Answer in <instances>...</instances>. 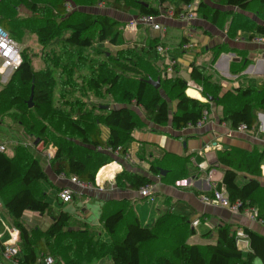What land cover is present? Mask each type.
<instances>
[{"label":"trees","instance_id":"16d2710c","mask_svg":"<svg viewBox=\"0 0 264 264\" xmlns=\"http://www.w3.org/2000/svg\"><path fill=\"white\" fill-rule=\"evenodd\" d=\"M103 1H112L113 8L119 11L159 16L166 3L174 0H158V7L142 0L0 2V23L13 37L19 39L24 31H30L39 36L44 47L51 44V61L44 69L35 70L24 56L10 80L3 85L0 82V124L10 119L29 136L35 135L44 148L54 145L57 150L49 160L57 175L94 184L100 169L114 161L116 151L128 152L127 143L135 130L148 122L170 124L176 129L195 125L212 101L223 106V121L231 122L235 128L241 124L249 129L255 127L258 111H264V81L221 96V86L212 75L193 66L191 78L204 85L207 101L190 96L181 75L170 76L158 66L161 56L156 47L162 42L160 38L125 40L122 27L128 22L94 9ZM179 1L182 4L177 14L197 0ZM198 1L197 13L228 26L232 33L248 29L264 35V23L247 17V12L257 5L264 9V0H214L213 6L208 2L212 0ZM69 2L94 10H69ZM222 4L227 8L223 9ZM106 42L126 47L112 51L103 46ZM236 64L233 71L238 73L242 67ZM150 79L159 80L160 86L157 88ZM32 87L34 106L30 107ZM94 97L104 102H94ZM171 101L177 102L175 111L170 108ZM103 127L109 131L106 140ZM25 146L18 142L0 150L1 208L20 231V264H47L48 256L54 258V264H86L105 256H111L114 264H254L257 257L264 262L263 234L245 228L252 248L246 256L230 224L218 226L215 243L193 244L189 238L196 231L189 216L172 210L148 227L126 203L108 201L100 219L110 240H105L101 231L74 228L69 212L54 211L44 186L50 182L49 176L42 162ZM263 158L264 152L225 150L219 157L226 169L218 188L224 187L231 202H240L242 209L255 206L264 222V187L255 178L244 185L237 182L240 171L253 175L259 172ZM188 159L166 153L161 159L151 160L150 170L155 174L167 170L163 179L176 183L189 177ZM116 179L134 189L151 183L150 177L127 170L117 174ZM28 211L50 214L53 221L46 228L31 226Z\"/></svg>","mask_w":264,"mask_h":264},{"label":"crops","instance_id":"0c3cea01","mask_svg":"<svg viewBox=\"0 0 264 264\" xmlns=\"http://www.w3.org/2000/svg\"><path fill=\"white\" fill-rule=\"evenodd\" d=\"M179 2L180 5H176L177 7L182 4L181 1ZM69 3H67V6ZM168 3L171 4L172 2ZM100 5H102V2L97 7H94V9L99 8ZM222 8L226 9L227 7L223 6ZM68 9L70 10L69 6ZM23 11L25 12L26 9L24 8ZM111 11H116L124 16H114L109 13L110 16L117 20L127 21L128 23L139 16L135 10L127 13L112 8ZM166 20H168V24L165 23ZM159 21L164 26L161 31L143 25L148 29L151 36L159 37L162 41L161 43L173 47V54L177 58L176 75H181L186 81L189 79L195 80L191 78L193 66L202 68L206 74L212 75L215 82L221 86V96L226 92L235 91L239 87L258 86L264 81V44L254 39V36L257 35L255 31L242 29L237 33H232L228 26H220L214 21L205 18L199 12L197 13V17L190 23L170 18H160ZM259 22L264 23V20H259ZM138 33L139 30L135 33L136 37H134V40L125 39L127 41H140L142 39L138 38ZM188 36H190V41L194 45L188 48H179L178 46ZM119 46L117 45V47ZM206 55L210 57L209 63H206ZM235 62L237 63V68L242 67V71L238 73L233 71V63ZM157 64L159 67H162V58L159 59ZM198 83L203 87V93L204 85L200 81ZM187 89L188 95L201 97L199 93L191 89L188 91ZM172 102L174 103V107H171V110L175 111L177 102L171 101L170 103ZM207 110L210 112L208 120L200 127L188 126L176 129L170 124L162 126L148 122L144 128L135 130L132 139L127 143L128 152L126 154L121 152L114 153L116 159L114 157V161L108 164L109 167H113V171L100 174L101 168L99 173H97L99 175H97L99 177L98 183L89 186H81L73 182V177H67L63 174L57 175L50 166V162H48V156L47 159L44 158L46 163L43 164L35 154L36 151L31 149L32 147L29 145H26L25 139L24 141H16L12 146L18 142H22V144L25 142L26 144L23 145H26L25 147L32 151L42 162L50 180V182H45L44 186L48 190V184L51 187V194L53 195L54 193L56 195V200L59 202V206H61L58 207V211L60 209L64 210L63 204L70 205L71 202H76L77 200L82 203L81 208L76 206L72 210L73 213L71 210H65L72 216H76L75 218L73 216L72 219L74 228L89 227L101 231L103 233L102 237L105 240H110V235L105 230L100 217L106 202L117 201L126 203L128 208L138 215L141 223L148 227L152 226L157 218L168 210L189 216L190 223L196 231L189 238V242L193 244L215 243L218 226L230 224L232 229L236 231L238 246L243 251L244 256H246L252 248L250 240L245 233V228L264 235V222L251 219L245 209H241L240 212H233L228 207L203 200L202 196H213L215 189H219L218 185L223 181L226 166L219 161L222 152L236 149L247 152H264V111H258V122L254 128L243 130L233 127L229 121L222 120L224 108L215 101L211 102ZM14 126L16 127V125H13L12 128H15ZM108 133V129L103 127L104 140L107 139ZM24 134L26 135V133ZM1 140V143L5 144L6 147L10 146L9 141L2 138ZM166 153L189 157V177L178 180L176 183H171L163 179L168 172L167 170H163L165 174H161V171L155 174L150 170L152 158L161 159ZM200 163L207 166V169H201ZM263 164L264 158L260 163L259 172H256L254 175L245 170L240 171L237 182L240 185H244L250 178H255L264 187ZM124 170L150 177L153 192L150 195L143 196L140 192L141 188L134 189L119 184L116 175ZM210 170H213L212 177L209 174ZM66 187L72 188L75 192L74 199L70 202H64L58 196V193ZM221 189L226 191L224 187ZM88 204L97 206L96 216L92 219L93 212L88 207ZM101 206L102 208H100ZM136 208L138 211H136ZM58 211L55 212L57 213ZM26 214L32 218L38 213L28 211ZM46 214H38V216L41 219ZM5 215L7 218H5L3 209L1 208L0 222L3 230H0V260L2 259L4 243L12 237L11 231L15 228L11 224L12 222H10V225L6 224L9 216L7 212H5ZM196 220H198V223L194 224ZM52 221L53 216H51L50 223ZM50 223L42 226V228L48 227ZM35 226L39 225L36 224ZM209 232L211 234L208 235ZM240 232H244L246 235H239ZM104 261H108V263L112 261L114 264L111 256H105L99 260L86 263L102 264ZM7 263L13 264V262L9 261ZM254 264H264V262L257 257L254 259Z\"/></svg>","mask_w":264,"mask_h":264},{"label":"built area","instance_id":"2783aa9c","mask_svg":"<svg viewBox=\"0 0 264 264\" xmlns=\"http://www.w3.org/2000/svg\"><path fill=\"white\" fill-rule=\"evenodd\" d=\"M2 0H0L1 2ZM198 2H192L185 6L182 11L177 14L176 10L174 8H170L167 6H171L169 3H166L165 7L161 10V14L159 16H138L136 20H132L130 23L126 24V31H132L136 32L138 30L139 24H144L147 26L152 27L156 30H163L164 26L159 21L160 18H170L174 20H178L184 23H190L192 20H194L197 17L196 9L198 7ZM254 39L260 43L264 44V35H256L254 36ZM194 43L190 41V36L186 38L185 41H183L178 47L179 48H188L190 46H193ZM157 52L161 56L163 60L162 67L165 68V71L170 75H176L177 71L175 69L177 58L173 54L172 50L173 47L160 43L156 47ZM23 63V54H22V47L18 41H16L10 34L8 30H6L0 23V73L3 74L6 70H13L15 71L18 69ZM187 87L188 91L189 89L193 90L196 93H199L201 97H197L201 100L207 101V98L203 96V87L198 83L197 80L189 79L187 80ZM209 110H205L203 113V116L201 119L192 126L200 127L202 126L209 117ZM239 129L243 130H249L248 126L246 124H241ZM27 145V144H26ZM6 149L5 144H0V150L4 151ZM111 150V149H110ZM118 153V151H116ZM55 153V152H54ZM54 153L48 154V158L54 155ZM201 169H207V166L204 164H200ZM262 174L264 175V164L262 165ZM99 173V172H98ZM210 176H213V170L209 171ZM98 175V174H97ZM72 181L81 185V186H89L92 185V183H83L81 182L77 177H73ZM99 177L96 176L95 183H98ZM94 183V184H95ZM153 185L152 183H149L143 187H141L140 192L143 196L150 195L153 191ZM74 191L70 187L63 188L59 193L58 196L60 199H62L64 202H70L74 199ZM202 199L207 202L212 203H218L221 206L230 208L233 212H240L241 211V203L240 202H234L232 203L229 195L224 189H215L213 196L203 195ZM3 206V200L0 197V208ZM246 213L250 216L251 219L262 221L259 218V211L255 206L247 205L244 207ZM263 222V221H262ZM198 220L194 221V224H197ZM12 237L4 243V246L2 248V259L0 260V264H10L7 263L13 262V264H20L18 256L20 255V246H19V235L20 231L16 228H13L11 231ZM239 235H246L244 232H240ZM47 264H54V258L52 256H48L46 258Z\"/></svg>","mask_w":264,"mask_h":264},{"label":"rangeland","instance_id":"374dc122","mask_svg":"<svg viewBox=\"0 0 264 264\" xmlns=\"http://www.w3.org/2000/svg\"><path fill=\"white\" fill-rule=\"evenodd\" d=\"M142 1H147L150 3L151 6H154V7L159 6L158 0H142ZM213 1L214 0L208 1V2H209V4H211L213 6V4H215L214 3L215 1L214 2ZM196 2L199 3L198 0ZM170 5L171 6H167V7L174 8L176 10L178 8L176 5H180V2L178 0H174V2H172ZM68 6L70 7V10H73L75 8L81 9V10H89V11L94 10L93 8H90V7L86 8V7H82L79 5L75 6L72 3H69ZM221 6L223 7L225 5L222 4ZM112 8H113L112 1H109V3H108V1H104V2H102V5H100V7L96 9V11L106 13V14L111 13L114 16H117V15L124 16V15H122L116 11H111ZM21 15L22 14L20 13V17H23ZM9 16H12V15L9 14ZM247 17L251 20H256L258 22H259V20H264V9L260 8V5L259 6L257 5L255 7V9L251 10L250 12H247ZM134 20H136V18L133 19V21ZM165 23L168 24V20H166ZM138 27H139V29H138L139 33L137 34V36L139 39H144L148 36H151L148 29L146 27H144L143 24H139ZM122 28H124L123 29V37L134 40V37H136L135 33L137 31L136 32L126 31L125 30L126 25ZM169 28L173 29L172 27H169ZM11 36L13 37V35H11ZM13 38L16 41H18L22 47L23 61H24V56H26L28 58V60H30V62L33 65L35 70L44 69L46 67V64L49 61H51V44H50V46L44 47L40 43V38L36 33L30 32V31H24V33L21 34V37L19 39L17 37H13ZM103 46L108 47L112 51H115L119 48L126 47L124 44L123 45L121 44L119 47H117V46H114V45L107 43V42L104 43ZM206 57H207L206 63H209L210 57L207 55H206ZM13 72H14L13 70H6L5 72H3V74L0 73V82L2 85L6 84L10 80ZM58 85H60V83H58ZM57 90H58V87H57ZM92 100H94V99L92 98ZM94 102H104V100L95 98ZM171 107H174L173 102L170 103V108ZM9 123H11V124H9ZM13 125H16V127L14 126L15 128H12ZM19 126H18V124L12 123V121H10V119H7L6 124H3V125L0 124L1 138L3 140L9 141L10 146H12L18 140L24 141V139H25L26 140L25 142L27 143V145H29L30 147H32L31 149L36 151L35 154L37 155V157L43 162V164H45L46 163L45 159H47V155L50 153H54V151L56 150V147L52 144H49L47 147L44 148L43 143L39 142V139L35 135L29 136L24 131V129L21 126L20 127ZM15 132H17V133H15ZM24 133H26V135ZM25 142L23 144H26ZM154 158H156V157H153L152 159H154ZM48 162H50L49 159H48ZM200 164H202V163H200ZM104 168H106V167H104ZM47 189H48L47 191L49 192L48 200L50 201L51 205L55 208V211H58V207H61V206H59V202L56 200V195H54V193H53V195L51 194L52 193L51 187L48 184H47ZM81 205H82V203L79 202V200H77L76 202H71L70 205L69 204H63L62 207L64 208V210H71L72 211L74 208H76V206H79L81 208ZM88 207L92 209V212H93V215L91 217V219H92L94 216H96L97 206L93 205V204H88ZM100 208H102V206ZM136 211H138L137 208H136ZM3 213H4L5 218H7L4 211H3ZM72 213H73V211H72ZM73 216H74V218L76 217L75 215H73ZM50 219H51L50 214H46L45 216L41 217V219L38 216V214H36L31 219V226H35L36 224H38L39 227L42 228V226H45L46 224L50 223ZM10 222H11V220L8 217V221L6 222V224L10 225ZM11 224L13 225V223H11ZM0 230L1 231L3 230V226L1 224V222H0ZM106 238H108V236H106ZM1 261H3V259H1ZM86 264H93V263H86ZM102 264H113V263H112V261H109V263H108V261H106V262L104 261Z\"/></svg>","mask_w":264,"mask_h":264},{"label":"water","instance_id":"95a60500","mask_svg":"<svg viewBox=\"0 0 264 264\" xmlns=\"http://www.w3.org/2000/svg\"><path fill=\"white\" fill-rule=\"evenodd\" d=\"M149 82L152 83L153 85H155L157 88L160 86V81L159 80L154 82L153 80L150 79ZM33 97H34V90H33V87H32L31 96L29 98V106L30 107L34 106ZM104 107L105 108H109V105H105ZM161 174H165V171L161 170Z\"/></svg>","mask_w":264,"mask_h":264},{"label":"bare ground","instance_id":"6f19581e","mask_svg":"<svg viewBox=\"0 0 264 264\" xmlns=\"http://www.w3.org/2000/svg\"><path fill=\"white\" fill-rule=\"evenodd\" d=\"M113 171V167H109V168H103L101 170L100 174H104V172H112ZM99 176V175H98ZM103 176V175H102Z\"/></svg>","mask_w":264,"mask_h":264}]
</instances>
